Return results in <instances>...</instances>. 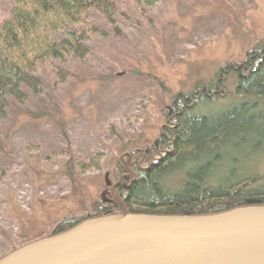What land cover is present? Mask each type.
Listing matches in <instances>:
<instances>
[{
    "label": "rangeland",
    "instance_id": "374dc122",
    "mask_svg": "<svg viewBox=\"0 0 264 264\" xmlns=\"http://www.w3.org/2000/svg\"><path fill=\"white\" fill-rule=\"evenodd\" d=\"M12 1L0 0V20ZM114 1L121 36L103 17L87 13L78 29L104 35H91L85 61L38 64L42 92L29 94L24 105L12 102L0 121V255L48 237L64 219L91 215L95 203H110L108 188L121 184L117 162L151 148L175 96L213 88L222 69L264 48V0H158L149 9ZM57 70L69 73L66 82L58 83ZM225 71L218 99L197 105L195 115L214 116L240 103L236 77ZM254 112L264 119V100ZM259 147L224 150L228 158L211 184L253 175L264 180ZM98 154V170L78 169ZM182 181L181 173L172 174L163 185L172 191Z\"/></svg>",
    "mask_w": 264,
    "mask_h": 264
},
{
    "label": "trees",
    "instance_id": "16d2710c",
    "mask_svg": "<svg viewBox=\"0 0 264 264\" xmlns=\"http://www.w3.org/2000/svg\"><path fill=\"white\" fill-rule=\"evenodd\" d=\"M124 1L146 9L158 2ZM89 12L103 17L114 35L121 36L116 26L114 0H13L10 3L6 18L0 20V121L6 119L12 102L24 105L29 94L40 95L38 64L67 57L85 61L91 53V35H104L94 28L78 29ZM53 36H58V40ZM253 51L250 54L256 58L250 62L252 65L234 73L237 78L234 95L241 98L240 103L214 116L194 114L197 105L218 99L217 95L207 97L204 92L198 99L194 96L203 88L216 90L221 71L213 88L205 86L188 95L175 96L168 107L167 126L151 148L143 153L133 151L117 162V174L123 180L113 192L114 199L110 203H95L87 217L64 219L48 237L67 232L89 219L121 214L122 209L132 214L202 216L245 206H264V180L258 175L217 184L210 182L214 170L228 158L224 150L246 152L253 143L258 147L264 145V119L254 112L264 100V58L261 59L264 48ZM254 62L257 64L253 65ZM69 76L64 70L55 72L61 84ZM100 160V154L94 155L88 162H78L77 167L82 173L98 170ZM178 173L183 175L180 187L172 191L165 188L163 179ZM37 240L12 248L0 255V259Z\"/></svg>",
    "mask_w": 264,
    "mask_h": 264
},
{
    "label": "water",
    "instance_id": "95a60500",
    "mask_svg": "<svg viewBox=\"0 0 264 264\" xmlns=\"http://www.w3.org/2000/svg\"><path fill=\"white\" fill-rule=\"evenodd\" d=\"M0 264H264V206L202 216L106 214Z\"/></svg>",
    "mask_w": 264,
    "mask_h": 264
},
{
    "label": "flooded vegetation",
    "instance_id": "af4514ba",
    "mask_svg": "<svg viewBox=\"0 0 264 264\" xmlns=\"http://www.w3.org/2000/svg\"><path fill=\"white\" fill-rule=\"evenodd\" d=\"M252 52H254V51H252ZM261 56V55H260ZM246 60L243 62V63H241V64H234V65H230V66H227V70H228V72L229 71H231L232 70V72L233 73H237V72H239L240 70H241V67H242V69L243 70H246V68H247V66H251L252 64L250 63V62H252V61H254L255 60V55H251L250 53H248L247 54V56H246ZM264 57L263 56H261V59H263ZM260 62V60H258V62L257 63H259ZM257 63H255L254 62V64L253 65H256ZM226 69H222L221 70V74H222V77L224 78V75L226 74L225 72V70ZM220 74V73H219ZM237 79V78H236ZM220 81H221V79L220 80H218L217 81V83H216V90L215 89H211V90H207L206 88H203L201 91H199V92H195V96H194V98L195 99H198L200 96H201V94H202V92H204L205 93V95L208 97V96H211V95H219L222 91H221V89H220ZM224 93V92H223ZM121 179H120V182H122V180H123V176L122 177H120ZM119 185V183L115 186H111V187H109L108 189H111L112 191H114L115 190V188L117 187ZM122 211H123V209H122Z\"/></svg>",
    "mask_w": 264,
    "mask_h": 264
}]
</instances>
